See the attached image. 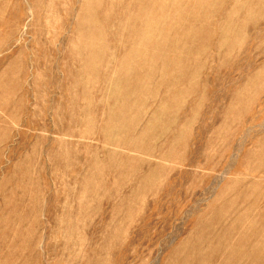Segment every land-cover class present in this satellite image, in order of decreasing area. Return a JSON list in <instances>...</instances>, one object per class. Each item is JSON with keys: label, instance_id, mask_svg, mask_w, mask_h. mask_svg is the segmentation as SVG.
Returning <instances> with one entry per match:
<instances>
[{"label": "rangeland", "instance_id": "rangeland-1", "mask_svg": "<svg viewBox=\"0 0 264 264\" xmlns=\"http://www.w3.org/2000/svg\"><path fill=\"white\" fill-rule=\"evenodd\" d=\"M0 264H264V0H0Z\"/></svg>", "mask_w": 264, "mask_h": 264}]
</instances>
